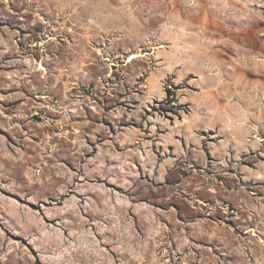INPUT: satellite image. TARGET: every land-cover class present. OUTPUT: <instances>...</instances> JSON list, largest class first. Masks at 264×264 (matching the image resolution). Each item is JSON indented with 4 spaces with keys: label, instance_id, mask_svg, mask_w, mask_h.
<instances>
[{
    "label": "rangeland",
    "instance_id": "1",
    "mask_svg": "<svg viewBox=\"0 0 264 264\" xmlns=\"http://www.w3.org/2000/svg\"><path fill=\"white\" fill-rule=\"evenodd\" d=\"M0 264H264V0H0Z\"/></svg>",
    "mask_w": 264,
    "mask_h": 264
},
{
    "label": "crops",
    "instance_id": "2",
    "mask_svg": "<svg viewBox=\"0 0 264 264\" xmlns=\"http://www.w3.org/2000/svg\"><path fill=\"white\" fill-rule=\"evenodd\" d=\"M159 82L160 78H155V88H159ZM192 120L194 121L196 119L194 118ZM185 121V123L180 122L176 124H168L164 121L148 122V124L142 125L141 127H136L134 129H122L121 133L125 136V142L128 141V138H138L144 142V145H153V148H158V150L164 154V156L159 155V157H162V160L164 161L160 172L164 173V170L168 169L169 165L172 163H170L167 159L168 150L173 149L175 150L174 152H180L182 142L184 144L185 139L188 138L191 141H201L194 140L193 138L192 132H196L195 130L197 129L196 126H194L195 124H193V122H188L190 121L189 118H185ZM122 139L124 140L123 136L121 137V140ZM192 146L194 145L192 144ZM207 155L210 156V158H215V144H213V146H209Z\"/></svg>",
    "mask_w": 264,
    "mask_h": 264
},
{
    "label": "bare ground",
    "instance_id": "3",
    "mask_svg": "<svg viewBox=\"0 0 264 264\" xmlns=\"http://www.w3.org/2000/svg\"><path fill=\"white\" fill-rule=\"evenodd\" d=\"M227 23H228V21H227ZM227 23H226V24H227ZM229 23H230V21H229ZM220 28H221V27H220ZM220 28L217 27V28H215V29H217V31H218ZM243 32H244V31H243ZM215 33H217L216 30H215ZM226 33L229 34V32H226ZM220 34H221V33H220ZM238 34H240V33H238ZM238 34H237V35H238ZM234 35H235V33H234ZM240 36H241V35H240ZM245 37H246V36H245ZM231 38H232V37H231ZM240 39L242 40L243 38H240ZM238 40H239V39H238ZM241 40H240V41H241ZM244 40H246V39H244ZM229 41L232 42V39L229 40ZM236 41H237V40H236ZM224 42H225V41H224ZM238 42H239V41H238ZM242 44H243V43H242ZM227 45L230 46L229 44H227ZM228 48H229V47H228ZM238 53H239V52H238ZM227 87H228V86H227ZM221 88H222V87H221ZM230 90H231V89H230ZM229 93H230V92H229ZM241 94H242V93H241ZM231 95H233V94H231Z\"/></svg>",
    "mask_w": 264,
    "mask_h": 264
}]
</instances>
